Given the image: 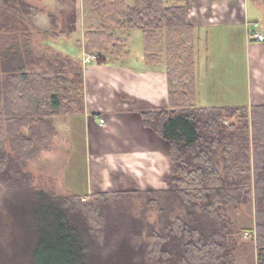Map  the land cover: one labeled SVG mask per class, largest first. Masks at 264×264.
Returning a JSON list of instances; mask_svg holds the SVG:
<instances>
[{"label":"trees","instance_id":"1","mask_svg":"<svg viewBox=\"0 0 264 264\" xmlns=\"http://www.w3.org/2000/svg\"><path fill=\"white\" fill-rule=\"evenodd\" d=\"M81 1L101 20L99 28H89L82 37L86 54L124 57V42L116 31L134 29L142 32L145 61L156 62L159 53L166 54L169 108L143 112L141 123L168 145L170 186L96 193L85 197L87 204L80 195L53 198L32 188L27 166L49 152L56 136L52 119L84 112L83 73L79 68L68 77L62 62L33 71L30 67L42 58L31 59L27 49L21 50L27 36L23 27L15 17H4L0 34L10 36L0 55V183L35 198L27 216L35 237L31 264H86L87 243L79 225L102 220L105 207L127 195H165L184 207L183 217L150 235V257L166 264H236L231 238L239 230L228 213L252 207L255 264H264V106H196V74L187 57L194 30L186 22L182 0H133L131 6L124 0ZM19 8L27 16L31 9L40 13L23 2ZM234 117L238 127L225 124ZM74 211L85 216L83 221L74 219Z\"/></svg>","mask_w":264,"mask_h":264},{"label":"crops","instance_id":"2","mask_svg":"<svg viewBox=\"0 0 264 264\" xmlns=\"http://www.w3.org/2000/svg\"><path fill=\"white\" fill-rule=\"evenodd\" d=\"M182 2L186 22L194 30L187 57L196 74V106H264V42L248 40L255 23L264 34V0ZM56 4L58 0H53V7ZM72 33L52 38L63 57L73 56L63 45L76 35ZM116 34L126 55L118 59L97 55L101 61L82 63L84 112L58 117L67 120L64 133L71 137V154L81 148L85 157L86 194L81 197L163 191L170 186L168 145L141 123L143 112L169 108L166 63L160 57L145 61L139 29ZM81 39L79 50L84 45Z\"/></svg>","mask_w":264,"mask_h":264},{"label":"rangeland","instance_id":"3","mask_svg":"<svg viewBox=\"0 0 264 264\" xmlns=\"http://www.w3.org/2000/svg\"><path fill=\"white\" fill-rule=\"evenodd\" d=\"M124 1L128 5L133 3V0ZM21 2L40 10V13L35 14L31 9L30 15L22 14L19 8ZM58 2L59 4L54 8L53 0H0V23L4 17L10 16L15 17L18 24L23 27V34L27 36L24 41L21 40V50L27 49L31 59L42 58L39 64L30 67L33 71H47L50 69L47 63L57 68L62 62L64 63L62 70L68 77H72L74 72L83 66L77 51L81 48V37L89 28H99L101 20L99 16L91 13L89 7H84L81 0H58ZM69 5L72 8L69 9ZM68 32L76 34L72 38L63 40L64 47H68L73 52L71 58L59 55L60 49L56 48L53 42L55 33L66 37ZM9 36L0 34V55L6 49ZM83 50L84 45L80 52L82 60L83 55H88ZM158 55L160 60L166 63L165 52L162 51ZM91 56L96 58L95 62L102 60L101 55ZM52 124L53 127L58 126L59 132H56L49 152L43 153L37 162L28 163L27 166V171L32 177V188L53 198L85 195L84 154L81 148L74 149V153L71 154V137L64 133L67 126L66 119L55 117L52 119ZM225 124L239 126L235 117L227 119ZM82 200L83 204L90 202L85 197H82ZM149 200H156L158 205L151 204ZM168 200L165 195L120 197L119 200L109 203L101 212L102 220L86 219V224L81 222L85 216L74 211V219L77 218V221L81 222L79 226L82 225L87 243L85 263L166 264L150 257L151 247L154 245L150 235L160 233L167 221L185 215L183 206L178 202L172 204ZM34 202L35 198L31 195L9 189L0 183V264H31L29 252L35 237L27 216ZM228 215L239 230V235H233L231 238L235 241L237 249L234 256L235 263L255 264L252 207L243 208L235 214L230 209ZM102 233L104 237L99 236Z\"/></svg>","mask_w":264,"mask_h":264},{"label":"built area","instance_id":"4","mask_svg":"<svg viewBox=\"0 0 264 264\" xmlns=\"http://www.w3.org/2000/svg\"><path fill=\"white\" fill-rule=\"evenodd\" d=\"M253 30H251L250 32H248V40H251L253 42L256 43H262L264 42V34L258 30V24H253L252 25ZM95 60L94 56L91 55H83V60L82 63L83 64H87L89 62H92Z\"/></svg>","mask_w":264,"mask_h":264}]
</instances>
